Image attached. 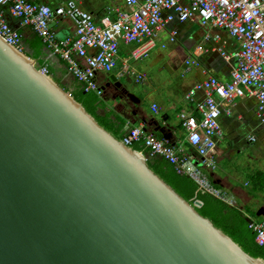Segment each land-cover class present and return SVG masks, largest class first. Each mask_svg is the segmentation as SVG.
<instances>
[{
    "label": "water",
    "instance_id": "water-1",
    "mask_svg": "<svg viewBox=\"0 0 264 264\" xmlns=\"http://www.w3.org/2000/svg\"><path fill=\"white\" fill-rule=\"evenodd\" d=\"M16 66L0 55V264H257L47 75Z\"/></svg>",
    "mask_w": 264,
    "mask_h": 264
},
{
    "label": "built area",
    "instance_id": "built-area-1",
    "mask_svg": "<svg viewBox=\"0 0 264 264\" xmlns=\"http://www.w3.org/2000/svg\"><path fill=\"white\" fill-rule=\"evenodd\" d=\"M117 3L105 4L103 13L94 20L77 0H65L54 6L31 0H0V40L23 53L21 39L24 31L30 29L48 53L66 65L83 91L101 96L103 91L95 81L98 72L108 73L116 68V78L131 74L135 82L141 81L144 73L134 68L132 61L146 57L161 33L174 42L176 27L188 22L200 28L201 38L186 52L179 74L198 67L205 77L187 89L183 95L186 107L176 114L186 143L212 167L214 137L220 133L218 116L229 113L236 97L254 100V115L264 127V0H119ZM7 14L17 20L16 26L10 24ZM61 17L71 21L73 31L55 38L49 23ZM119 41L132 45L122 58L118 54ZM159 45L164 47V43ZM211 56L227 66V78L209 72L208 62L202 65L201 58ZM36 68L47 75L45 66ZM149 108L156 112L158 106L151 102ZM137 139H141L144 158H163L176 172L191 177L197 190L224 199L174 143L137 126L127 129L119 141L129 146ZM193 200L199 203L198 207L201 205L200 200ZM247 224L254 232L255 243L262 245L264 221Z\"/></svg>",
    "mask_w": 264,
    "mask_h": 264
},
{
    "label": "crops",
    "instance_id": "crops-1",
    "mask_svg": "<svg viewBox=\"0 0 264 264\" xmlns=\"http://www.w3.org/2000/svg\"><path fill=\"white\" fill-rule=\"evenodd\" d=\"M31 1L54 6L63 3L65 0ZM77 1L81 8L91 12L94 20H97L103 13L105 4H119L117 3L119 0ZM7 18L10 24L16 26L17 20L15 18L10 17L8 14ZM187 24L192 25L187 22L176 27L175 42L177 40L180 42L179 38L185 39L184 27H188ZM49 25L55 38H62L73 31V25L66 17L52 19ZM161 37L162 34H159L156 40L160 41ZM179 44L182 49L179 54L173 48H170L167 53H161L158 49H155L153 44L146 57L132 61L134 68L144 73L143 79L139 82H135L131 74L121 78L114 76L115 80L133 95L132 99L127 98L123 93L120 94L119 98L115 97L120 91L109 80L108 75H114L116 68L108 73L98 72L95 75V81L98 86L103 87L101 96H97L92 91H86L96 97V104H92V118L117 140L132 126H137L144 132L150 131L156 137L163 139L160 132L153 130L154 125L151 124L150 120H156L158 124L163 126L168 125L169 142L180 147L189 164L198 168L201 176L221 192L224 199L207 194L215 197L227 208L235 210L241 217H246L249 221L264 220L262 216L255 214L259 206H264V127L257 123L253 113L254 100L241 97L246 100V103H244L246 108L243 112H240L236 111L241 106V101H238L240 98H237L234 100V105L230 107L229 113H220L218 116L220 133L214 137V164L212 167L207 166L202 157L197 155L193 148L186 143L184 131L180 127L176 115L180 109L186 107L183 98L184 93L192 84L203 79L205 73L202 72L201 68L195 67L190 68L185 74H179V68L182 66L186 52L194 46L191 43L189 48L183 45L182 41ZM21 45L23 51L34 57L32 60H35L38 65L45 66L48 76L63 85L70 94H75L79 90L84 92L68 72L66 65L58 57L48 53L33 31L30 29L24 31ZM131 46V44L119 41V57L125 56ZM201 62L203 66H206L208 62V70L214 75L221 78L223 76L228 77L227 66L217 57H202ZM211 67L216 68L211 69ZM134 97L137 101H134ZM151 102L157 104L158 109L156 112L150 110L149 105ZM249 111L251 114H249ZM232 112H235V114L231 118ZM225 117L231 119L228 118V120ZM240 125H243L242 129H240ZM258 135H260L263 144L255 145L252 140L256 139ZM242 136H245V141L244 144L239 145L237 139ZM131 144L136 148L133 150L143 151L141 139L132 141ZM151 159H158V157L147 158V160ZM194 192L193 196L202 193L196 188Z\"/></svg>",
    "mask_w": 264,
    "mask_h": 264
},
{
    "label": "trees",
    "instance_id": "trees-1",
    "mask_svg": "<svg viewBox=\"0 0 264 264\" xmlns=\"http://www.w3.org/2000/svg\"><path fill=\"white\" fill-rule=\"evenodd\" d=\"M23 53L29 58L34 59V57L28 53L24 51ZM39 66L40 65H38V67ZM70 95L74 101L79 103L82 108L93 117L92 104L96 102V97L92 93L79 90L77 93ZM129 147L136 149L131 143L129 144ZM145 163L153 173L161 178L184 200H187L190 203L193 199L200 200L201 205L195 207V210L199 215L206 217L213 226L226 234L245 253L252 257L260 258L264 263V243L262 244L263 246L255 243L254 232L239 213L231 208H227L221 201L207 193H197L193 196L196 188L193 179L186 174L176 172L173 165L163 158L158 157V159L147 160Z\"/></svg>",
    "mask_w": 264,
    "mask_h": 264
},
{
    "label": "rangeland",
    "instance_id": "rangeland-1",
    "mask_svg": "<svg viewBox=\"0 0 264 264\" xmlns=\"http://www.w3.org/2000/svg\"><path fill=\"white\" fill-rule=\"evenodd\" d=\"M187 26L188 27H184V30H185V39H181V38H179V40H181L182 41V43H183V45H185V46H188L189 48H190V46H191V43L192 44H197L198 43V41L200 40V38H201V31H200V28H198L197 26H195V25H189V24H187ZM162 34V37H161V39H160V41H158V40H156V42L154 43V45H155V49H158L161 53H167L169 50H170V48H173V50L174 51H177V53L179 54V53H181L182 52V49H181V46H180V42L177 40V42H171V41H169L168 42V40H167V36H166V34L165 33H161ZM178 36V35H177ZM160 42H163L164 44H165V46L163 47V48H161L160 47V45H159V43ZM24 54V53H23ZM25 55V54H24ZM28 57V56H27ZM31 59V58H30ZM28 61H30L29 59H27ZM33 64H34V66H36V67H38V65L36 64V62L35 61H33ZM35 67V68H36ZM192 68H195V67H192ZM191 68V69H192ZM214 68H216V67H211V69H214ZM47 77L49 78V79H51L59 88H61L64 92H66L67 94H69L70 95V93L68 92V90L67 89H65V87L63 86H61V84L59 83V82H56V81H54L50 76H48V74H47ZM223 78H225L224 76H223ZM90 93V92H89ZM71 96V95H70ZM237 98H240V99H238V101H241V106L239 107V108H237L236 109V111H240V112H243L244 111V109L246 108V105H244V103H246V100L244 99V98H241V97H236L235 99H237ZM253 113H254V110H253ZM234 114H235V112H232L231 113V118L232 117H234ZM249 114H251V112L249 111ZM229 117H225V119H228ZM231 118H229V119H231ZM228 119V120H229ZM227 120V121H228ZM218 121H219V119H218ZM243 128V125H240V129H242ZM256 136V135H255ZM245 139V136H242V137H239L237 140V142H238V144L239 145H241V144H244V140ZM252 143H254L255 145L256 144H263V142H262V139H261V137H260V135H258L257 137H256V139H253L252 140ZM247 147V146H246ZM244 149V148H243ZM141 154H142V157H145L144 156V154H143V151H141ZM147 161V158L146 159H144V164H146L145 162Z\"/></svg>",
    "mask_w": 264,
    "mask_h": 264
},
{
    "label": "bare ground",
    "instance_id": "bare-ground-1",
    "mask_svg": "<svg viewBox=\"0 0 264 264\" xmlns=\"http://www.w3.org/2000/svg\"><path fill=\"white\" fill-rule=\"evenodd\" d=\"M2 44V41L0 40V45ZM1 47V46H0ZM4 48V47H3ZM9 48V50H7V49H5L4 48V50H2L1 48H0V55L6 60L7 58H8V55L13 59V61L17 64V72L22 68H26V69H28V70H31V71H33V69H34V65L32 64V60L29 58V57H27L26 55H24L22 52H19L18 50H16V49H14V48H12V47H8ZM27 59H29L30 61H28ZM65 97L67 98L66 100L70 103V104H72V106L73 107H75V110L77 111V112H79V113H81V114H83V111L81 110V108L78 106V104L77 103H74V101L73 100H70V98H68V95L65 93ZM85 117H88V116H86L85 114H83ZM113 143L117 146V147H120L121 145H120V143H118L117 141H113ZM122 150H123V148H121ZM130 150H132L131 148H130ZM130 150H128L129 151V153L130 154H133L135 157H136V161H137V163L139 164L140 162H141V159H142V155L141 154H139L137 151H130ZM126 154H128L127 152H126ZM134 160H135V158H133ZM208 225V224H207ZM202 227V229L204 230V233H205V231L207 232V233H210L208 230H209V227L207 228V227H205V229L203 228V226H201V225H199V228H201ZM253 261H255L257 264H261V261H260V259H257V260H253Z\"/></svg>",
    "mask_w": 264,
    "mask_h": 264
}]
</instances>
